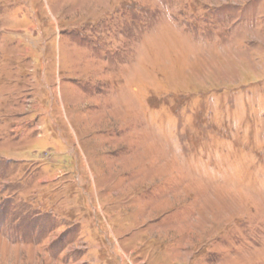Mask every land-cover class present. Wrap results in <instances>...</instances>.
<instances>
[{
	"label": "rangeland",
	"instance_id": "1",
	"mask_svg": "<svg viewBox=\"0 0 264 264\" xmlns=\"http://www.w3.org/2000/svg\"><path fill=\"white\" fill-rule=\"evenodd\" d=\"M0 264H264V0H0Z\"/></svg>",
	"mask_w": 264,
	"mask_h": 264
}]
</instances>
